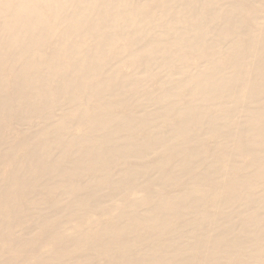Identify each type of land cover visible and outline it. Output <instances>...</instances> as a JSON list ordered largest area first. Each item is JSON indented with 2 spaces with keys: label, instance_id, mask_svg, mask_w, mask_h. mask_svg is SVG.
<instances>
[{
  "label": "bare ground",
  "instance_id": "6f19581e",
  "mask_svg": "<svg viewBox=\"0 0 264 264\" xmlns=\"http://www.w3.org/2000/svg\"><path fill=\"white\" fill-rule=\"evenodd\" d=\"M260 14L0 0V264H264Z\"/></svg>",
  "mask_w": 264,
  "mask_h": 264
},
{
  "label": "rangeland",
  "instance_id": "374dc122",
  "mask_svg": "<svg viewBox=\"0 0 264 264\" xmlns=\"http://www.w3.org/2000/svg\"><path fill=\"white\" fill-rule=\"evenodd\" d=\"M140 18H143L142 16L140 17ZM258 24L259 25H261V26H263L264 25V14H260L259 15V17H258ZM158 30H161V29H158ZM124 42H125V39H124V41H122V42H120L121 44H124ZM153 69H155V68H153ZM184 70H186L185 72H183ZM181 72H183L182 74H180L181 75V77L184 75V74H193V73H196L197 72V69L196 68H185V67H182L181 66ZM134 76H141V73H134L133 74V77ZM176 78H180V76L177 74L176 75ZM129 89H130V87H129ZM73 124L75 125V123H72L71 125V129H73Z\"/></svg>",
  "mask_w": 264,
  "mask_h": 264
}]
</instances>
